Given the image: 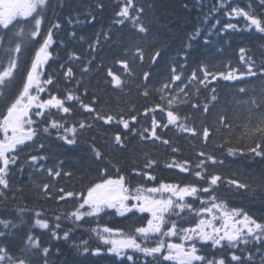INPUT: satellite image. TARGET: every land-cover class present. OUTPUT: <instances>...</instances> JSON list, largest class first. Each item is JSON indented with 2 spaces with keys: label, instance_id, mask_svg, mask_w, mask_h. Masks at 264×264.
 <instances>
[{
  "label": "snow or ice",
  "instance_id": "snow-or-ice-1",
  "mask_svg": "<svg viewBox=\"0 0 264 264\" xmlns=\"http://www.w3.org/2000/svg\"><path fill=\"white\" fill-rule=\"evenodd\" d=\"M233 2L234 0H216L208 9L206 20L215 18L217 13L222 11L229 17V22L224 26L225 29L239 30L235 24L231 23V20L242 17L247 22L245 29H249L251 26L257 33L264 34V16L244 7H234L232 6ZM196 5L203 10L202 0H196ZM259 5L260 8H264V0H259ZM58 7L62 9L63 5L54 4L53 0H0V65L6 64L0 71V98L3 99L5 106V110L0 111V137H2L0 138V207L7 209L17 199V193L22 190L13 188L14 171L21 176L26 169H31L33 172L44 171V165L40 162L47 160V156L30 155L26 158L21 156L29 142L34 143L35 137L40 135L41 123L44 124L43 133L51 134L50 130L55 129L58 139L65 144L76 143L77 128L75 125L69 127L65 117L73 112L74 106L78 105L83 112L91 115L93 121H101L104 125L115 123L121 126L124 134L117 131L114 135V143L120 147H124L123 141L126 134L131 133L134 136L139 135L141 140L158 141L163 145L170 146L172 152H178L179 149L172 145V141L164 138L158 131V129H169L170 127L176 128L181 133H187L191 137H197L203 147L196 152L198 159L194 165L195 170H193V162L190 160L177 161L173 159L166 163L165 167L175 168L180 173L194 176L196 180H203L204 183L184 185L160 183L158 186L142 185L132 188L127 185L124 176H119L116 179L108 178L91 184L86 195L59 188L57 190L59 195L54 197L55 199L65 202L74 199L78 203L73 209L62 215H56L54 227L49 220L41 218V212H35V227L50 231L55 240L63 239L68 242L72 240V233L70 230L63 231L61 236V220H68L78 226L86 217H100L101 214H108L110 210L122 217L129 213L133 216L137 213H147V217H141L146 219V225H134L135 234H126L122 230L108 226L92 229L97 238L108 246L107 254L115 257L119 264H139L141 256L143 264H169V262L170 264H228V261L223 257L216 259V252L209 253L206 250L208 247L213 250L231 249L232 264H264V222L258 221L241 209H229L216 195L220 186L225 182L229 191L244 190L255 194L259 189L264 192V172L260 173L258 177H254L255 187H253V183H249L244 178L230 177L225 181L218 172L209 173L208 171L209 166L223 167L224 160L215 151L205 150L212 137L221 133L227 139V143L218 145L221 152L226 147L230 156L237 153L241 156L247 154L249 158L259 157L261 161H264V46L258 53H253L244 47L239 49V60L245 66L244 70L229 66L227 72L212 73L207 67L202 66L198 71H193L190 76H185L182 74V70L186 68V64L181 63L178 70L177 62H173L170 75L158 82L159 87L152 83V73L144 71L143 82L140 83L139 78L137 79L139 94L149 97L153 92L158 93L160 102L154 107L145 108L143 115L147 117L150 112L155 113L158 110L166 113L167 123L158 120L153 115L150 128L137 129L134 125L139 123L138 115L116 116L105 113L96 107L99 98L95 95L85 102L84 97L88 96V89L84 86L83 80L92 70L99 38L94 43H89L88 52L92 55V59L81 65L79 78L76 77L75 70L71 66L73 61L82 60L79 54L69 53L68 63L60 65L59 75L63 76L65 88L63 97L52 94V90L61 83L59 75L50 74L45 79L41 78L42 69L52 59L51 48L54 43V30L63 28L58 17L56 22L48 28L46 35L43 34L42 25L48 18L47 13L50 10L55 12ZM95 7L103 9L102 0H97ZM150 7H155V5H150ZM185 7L187 8V5ZM249 7L252 5L250 4ZM118 8L119 10L115 13L117 19L114 20V23L123 24L125 21H131L136 32L140 34L137 38L147 41L150 27L144 22L145 4L138 3L137 0H123ZM95 18V14L89 11L85 16V22L92 23ZM67 19L69 24L80 23L78 17L75 21L71 16ZM20 21H24L25 24L19 28V31H16ZM216 23L218 25L220 21L217 20ZM211 34L210 31L209 35ZM70 35L73 39L75 38L74 31ZM103 35L105 39L110 38V33H103ZM200 35L201 31L197 29L189 39L190 41L195 40ZM30 41H35L39 47L35 50L22 88L18 94L11 97L5 93L4 89L9 88L12 84L14 73L19 70L20 56ZM204 42L209 43L207 38ZM190 46L189 43L188 47ZM128 55L131 56V60L127 58ZM160 56V50L153 51L150 59L154 65ZM145 59L144 48L139 44L131 45L124 58L114 61L120 69H123V75L117 69L108 67L105 83H110L114 89L122 90L125 79L135 76L132 65L139 60L140 66L143 67ZM180 59L186 60V56L181 55ZM95 67L98 70H103L102 65ZM201 72L203 73L202 77L199 75ZM249 77H255L260 82L261 90L258 97L254 94L252 99L243 102L247 106L248 112L247 122L242 125L243 140L246 143L240 147H234L231 143L233 124L228 116L219 113L211 123H205L207 114L211 111L208 103L205 101L202 107L200 101L194 100L193 97L199 93V86L202 85L206 88L209 83L217 79L235 81ZM81 88H83L82 93ZM193 88L195 92L192 91ZM211 91L213 93L212 100L216 101V89L212 88ZM239 91L247 93V89L243 87ZM45 92L49 93L47 99L41 95ZM189 104L192 109L196 111L202 109L205 113L199 129L195 125H189L187 116L181 117L180 106ZM53 109L64 114L61 119L55 118V114L51 111ZM92 127L93 124L86 120L79 122L81 130ZM40 147L43 148L44 145L41 143ZM92 151L95 153L96 159H102V153L94 146ZM154 164H156L155 160L147 159L145 167L151 168ZM133 171L135 175L143 176L146 180H155V176L150 173L137 169ZM47 174L52 178L72 175L71 172L62 173L53 168H48ZM37 189L38 194L53 198L51 197L52 185L50 183L37 185ZM163 193L169 195L164 197ZM187 198L199 200L201 206L198 209L195 208ZM186 210L199 217L198 220L190 222L192 226L188 227L180 223L185 218ZM16 211L23 213L25 209L17 207ZM173 216L177 219L173 220ZM216 221H222V223L217 226ZM14 228V220L0 215V239L7 237ZM177 236L180 240L179 243L165 241V238ZM150 239H155V246H149ZM74 247L79 254L84 256L103 254V250L99 247L90 248L87 241H81L80 245H74ZM149 257H151L150 260ZM59 258L60 249L58 247L54 255L51 247L42 246L39 239L32 234L27 236L24 245L18 252H12L6 245L0 244V264H38V260H42L43 264H56Z\"/></svg>",
  "mask_w": 264,
  "mask_h": 264
},
{
  "label": "trees",
  "instance_id": "trees-1",
  "mask_svg": "<svg viewBox=\"0 0 264 264\" xmlns=\"http://www.w3.org/2000/svg\"><path fill=\"white\" fill-rule=\"evenodd\" d=\"M103 9L95 7L97 0H53L54 4L63 5L62 9L58 7L55 12L49 11L50 15H54L55 19L58 17L63 25V28L54 36V43L51 48L52 59L48 63L46 76L59 75L60 65L67 64L69 53L75 52L82 57L81 61H73L71 66L75 70L76 77L81 76V65L87 63L92 59V55L88 52L89 43H94L99 38V45L93 60L92 70L84 77V86L88 89V96L84 97L85 102H88L93 95L99 98L96 107L102 109L105 113H110L116 116L129 114L138 115L139 123L134 125L137 129L144 127H151V120L153 115L160 121L167 123L166 113L156 111L149 113L147 117L143 115L145 108L154 107L160 102L158 93L153 92L149 97H144L139 94L137 79L140 83L143 82L142 74L144 71L152 73V83L159 87V81L166 79L170 75V69L173 62H177V68L181 63L186 64V68L182 70V74L190 76L193 71H198L200 67H207L212 73L227 72L229 66L232 68H240L244 70L245 66L239 60V49L244 47L250 49L253 53H258L264 46V34L257 33L254 28L249 26L245 29L246 21L241 18H233L231 23L237 26L239 30L225 29V24L229 22V17L223 12L217 13L215 18L206 20L208 9L216 2V0H202L203 10L196 5V0H137L138 3L145 4L144 22L150 27V35L147 41H142L137 37L140 35L136 32L131 21H125L123 24H115L117 19L115 13L119 10L118 5L122 4L123 0H102ZM155 7H150V5ZM252 7H249V5ZM187 5V8L185 7ZM232 6L244 7L249 11L258 12L264 16V8H260L259 1L255 0H234ZM92 11L95 14V21L92 23L85 22L86 14ZM71 16L73 20L78 17L80 23H68V17ZM54 17L52 18L54 20ZM90 19V17H88ZM220 23L217 25L216 21ZM25 23L24 21H21ZM47 22V20H46ZM22 23H19L21 25ZM49 22L46 24L48 26ZM18 25V26H19ZM215 25V28H213ZM200 29L201 35L190 41V36ZM46 30L44 29L43 32ZM75 32V38L70 35ZM211 31V35L209 32ZM103 33H110V38L105 39ZM209 43H205V39ZM62 42V43H61ZM189 43L191 44L188 47ZM38 43H28L22 53V63L25 69L27 62L33 58V52L38 47ZM141 45L146 53V59L143 67L140 66L139 60L132 65L135 76L125 79L123 89H114L110 83H105L106 71L108 67L117 69L123 75V69L114 63L116 59L124 58L128 53L131 45ZM160 50L161 56L154 65L150 59L154 50ZM185 55L186 60H181L180 56ZM127 58L131 60V56ZM96 65H102L103 70H98ZM202 77L203 73H199ZM61 80V91L64 88L63 76L59 75ZM110 80V78H107ZM74 87V85H73ZM200 91L193 97L198 99L203 107L205 101L208 103L210 113L207 114V121L211 123L216 119L217 114L224 113L228 116L233 124L232 130V146L240 147L246 141L243 140V124L247 122V106L243 103L253 98L256 94L258 97L261 90V84L255 77L245 78L243 80L226 81L217 79L209 83L207 87L199 86ZM246 88L247 93H241L240 88ZM215 88L216 101L212 100L211 89ZM62 97L58 89L56 90ZM81 93L83 88H81ZM195 92V89H192ZM215 104V107H213ZM135 109V111H133ZM181 117H188L190 126L195 125L198 129L203 121L205 113L196 111L189 105H181L179 108ZM55 114L56 119H61L63 114ZM68 126L73 125L77 128L76 143L66 146L64 142L58 139L57 131L51 129V134L43 133V127L40 126V135L49 142L44 143L41 148L37 145L36 149L31 150L32 153L23 154L24 158L30 155L47 156L48 159L41 161L44 168H53L63 172H71V176H67L64 181V176L51 178L46 174L47 178L41 179L35 183L29 182L25 176L21 177V193H17V199L13 201L8 209L15 207L14 204L22 201L34 205H56V204H71L74 205L77 201L69 199L67 202L58 201L54 197L59 195L58 189L64 188L66 191H74L76 193L87 192L88 187L93 183L101 182L108 178H118L124 176L127 183L132 188L140 184H144V177L137 176L134 169L142 172H147L155 176V180H146L147 185L155 184L157 182L188 184L197 183L203 184V180H196L192 175L180 173L177 169H169L165 167L166 163L173 159L177 161L190 160L193 162V170L195 162L198 157L196 152L203 147L202 142L197 137H191L187 133H181L176 128L158 129L160 134L172 141V145L179 149L178 152H172L170 146L163 145L158 141L141 140L139 135L126 134L124 139V147H120L114 143V135L119 131L122 135L124 130L121 126L104 125L101 121H93L90 114L83 112L77 106L73 107V112L66 117ZM86 120L92 123L93 127L90 129H79V122ZM43 126L44 124L41 123ZM62 131V130H61ZM227 143V139L221 133H217L212 137L207 145L206 151H215L221 159L224 160L223 167L209 166V173L218 172L225 181L230 177L244 178L249 183H253L254 177H258L260 173L264 172V161L259 157L249 158L247 154L241 156L237 153L230 156L225 147L221 152L218 147L220 144ZM95 147L102 153V159H96L92 147ZM38 150L36 153L35 151ZM147 159L156 161L151 168L145 167ZM62 162V163H61ZM50 178V179H49ZM47 180L52 181L51 197L49 198L43 194H38L37 185L46 183ZM69 180V181H68ZM141 180L137 184V181ZM68 182V183H67ZM134 182V183H133ZM253 187L255 184L253 183ZM18 188V187H16ZM14 188V189H16ZM219 199L225 202H230L248 213L257 220L264 222V192L259 189L255 194L251 191L241 190L239 192L229 191L228 185L223 183L216 192ZM1 208V207H0ZM47 209L37 208L28 211L29 214H35L39 211L41 214H47ZM10 214L4 215L0 211V215L16 219L14 214L16 209L12 208ZM32 218V217H30ZM48 218V217H47ZM92 224H85L86 229L84 236L85 241H91L93 233L90 228ZM76 227V226H75ZM79 228H82L79 226ZM79 235V233H77ZM22 243L20 236L8 248L15 252ZM64 250V249H63ZM69 253L68 257L78 256L76 249L67 248L64 250ZM225 260L229 261L228 256L223 253L219 255ZM67 258V257H66Z\"/></svg>",
  "mask_w": 264,
  "mask_h": 264
},
{
  "label": "rangeland",
  "instance_id": "rangeland-1",
  "mask_svg": "<svg viewBox=\"0 0 264 264\" xmlns=\"http://www.w3.org/2000/svg\"><path fill=\"white\" fill-rule=\"evenodd\" d=\"M20 23H22V22L20 21ZM43 24H44V23H43ZM22 26H23V23H22ZM42 26H43V25H42ZM41 42H42V38H41ZM4 66H6V64H5V65H0V71L3 70V67H4ZM6 82H7V81H6ZM33 91H35V90H33ZM168 195H169L168 193H163V196H164V197H167ZM187 199L191 201V198H187ZM224 203L227 205V207H228L229 209H232V205H233V203H232V205H230L229 202H228V203H227V202H224ZM200 206H201V205L196 206V208L198 209ZM194 207H195V206H194ZM141 215H142V214L137 213L135 216H133L131 213H129L127 216L122 217V216H118V215H116V213H115L114 211H111V210H110L108 214H101V216L98 217V218L101 219V217H105V219L103 220V222H104L105 224H107V225H109V226H117L118 223H119V221H120L122 218H127V217H128V219L135 218V219L137 220V222L140 223V222L143 221V219L141 218ZM196 219H199V217H197ZM221 223H222V221H216L217 226H219ZM183 224H184L185 226H188V225H189L188 222H187V223H183ZM168 242L179 243L180 240H179V237L177 236V237H171V238H168ZM100 246H101V248H102V247H104V248H107V247H108L107 245H104L102 242H101ZM106 251H107V250H106ZM216 259H219V258H216ZM229 264H232V262H230Z\"/></svg>",
  "mask_w": 264,
  "mask_h": 264
},
{
  "label": "bare ground",
  "instance_id": "bare-ground-1",
  "mask_svg": "<svg viewBox=\"0 0 264 264\" xmlns=\"http://www.w3.org/2000/svg\"><path fill=\"white\" fill-rule=\"evenodd\" d=\"M219 258H221V257H219Z\"/></svg>",
  "mask_w": 264,
  "mask_h": 264
}]
</instances>
